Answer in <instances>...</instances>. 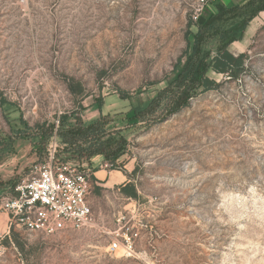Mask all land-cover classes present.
<instances>
[{
    "label": "rangeland",
    "instance_id": "1",
    "mask_svg": "<svg viewBox=\"0 0 264 264\" xmlns=\"http://www.w3.org/2000/svg\"><path fill=\"white\" fill-rule=\"evenodd\" d=\"M195 1L0 0V201L45 157L47 126L61 115L115 119L164 86L147 87L185 49ZM249 26L239 80L210 73L219 89L124 133L119 170L101 168L132 182L138 200L93 178V228L52 236L25 232L0 209V264H264V13ZM132 231L134 258L107 254Z\"/></svg>",
    "mask_w": 264,
    "mask_h": 264
},
{
    "label": "trees",
    "instance_id": "2",
    "mask_svg": "<svg viewBox=\"0 0 264 264\" xmlns=\"http://www.w3.org/2000/svg\"><path fill=\"white\" fill-rule=\"evenodd\" d=\"M215 5V11L205 13V16L203 13L196 22L191 19L188 21L185 49L168 75L147 85L152 88L164 83L163 87L148 97L144 105L131 106L126 114L115 119L100 115L88 124L74 112L61 115L56 129L61 146L59 153L62 151L69 157H58L59 160L72 161L91 171L92 167L107 162L111 170L117 171L116 164L127 150V134L139 130L141 126L149 127L164 122L188 108L200 95L219 89L222 83L211 78L210 73L221 75L229 81L239 80L246 71L247 55L245 52L235 55L229 47L241 41L249 24L264 12V0H246L229 7L218 3L211 6ZM68 89L75 96L83 94L78 82L71 81ZM114 122H120L124 127L114 129L111 127ZM54 128V124L47 126L49 134L53 133ZM134 172L130 176H134ZM119 191L126 199H139L132 182L122 185Z\"/></svg>",
    "mask_w": 264,
    "mask_h": 264
},
{
    "label": "built area",
    "instance_id": "3",
    "mask_svg": "<svg viewBox=\"0 0 264 264\" xmlns=\"http://www.w3.org/2000/svg\"><path fill=\"white\" fill-rule=\"evenodd\" d=\"M218 0H196L190 14L196 22L205 9ZM46 149L45 157L27 169L26 176L12 189V195L0 201V209L25 232L52 236L66 231H81L94 226V213L89 200L93 174L90 169L59 160L56 129ZM58 140V141H57ZM110 171L111 165L103 163ZM137 232L115 235L108 244L109 255L119 253L122 258L137 254L134 242Z\"/></svg>",
    "mask_w": 264,
    "mask_h": 264
},
{
    "label": "crops",
    "instance_id": "4",
    "mask_svg": "<svg viewBox=\"0 0 264 264\" xmlns=\"http://www.w3.org/2000/svg\"><path fill=\"white\" fill-rule=\"evenodd\" d=\"M245 1L246 0H218V4L223 5L225 7H229V6H232V5H235V4H242ZM211 12H213V9L210 6L207 7L206 10H205V13H211ZM249 30H250V26H248L247 29L245 30V33H244V36H243L242 40L239 41V42L233 43L229 47V50H230L231 53H233L235 55L240 54V53H244V49L247 46V42H248V38H249V37H247V33H248ZM251 33H252V31H249L248 35H250ZM69 162L72 163V164H75L72 161H69ZM92 169H93L92 170L93 178L95 180V184H97V185H99V184L102 185L103 183H105L106 186H107V184H109V187H111V186L113 187L114 185H124L125 184L124 183L125 182V177H124V179H121L117 183L115 181V178H117V176H118L117 173H120V172H110L109 176L107 177V174H106L107 172L105 170L101 169V165L98 166V167H92ZM113 174H115L114 177H113ZM0 218L5 219V215L3 213H0ZM6 221H7V218H6Z\"/></svg>",
    "mask_w": 264,
    "mask_h": 264
},
{
    "label": "bare ground",
    "instance_id": "5",
    "mask_svg": "<svg viewBox=\"0 0 264 264\" xmlns=\"http://www.w3.org/2000/svg\"><path fill=\"white\" fill-rule=\"evenodd\" d=\"M118 177H120V179H122V175L120 173H117Z\"/></svg>",
    "mask_w": 264,
    "mask_h": 264
}]
</instances>
